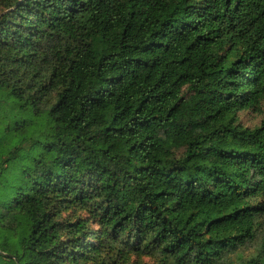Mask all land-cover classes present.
Wrapping results in <instances>:
<instances>
[{
	"label": "trees",
	"instance_id": "16d2710c",
	"mask_svg": "<svg viewBox=\"0 0 264 264\" xmlns=\"http://www.w3.org/2000/svg\"><path fill=\"white\" fill-rule=\"evenodd\" d=\"M10 1L0 264H264V0Z\"/></svg>",
	"mask_w": 264,
	"mask_h": 264
},
{
	"label": "rangeland",
	"instance_id": "374dc122",
	"mask_svg": "<svg viewBox=\"0 0 264 264\" xmlns=\"http://www.w3.org/2000/svg\"><path fill=\"white\" fill-rule=\"evenodd\" d=\"M10 0H0V15L6 13L9 8ZM264 118V113H258L252 110H244L238 113V119L241 123H243L246 126L252 127L257 124H260L262 119ZM79 214H84L83 212H79ZM64 218H69L72 216V211L64 212L63 214ZM6 223H10L9 220L5 221ZM95 228H97L95 226ZM264 245V217L261 219V225L259 227L257 237L255 240L247 243L245 246L240 247L237 251L229 253L226 255V257L236 263L250 259L253 256H256L259 254V252L262 250ZM154 259L148 256H145L142 258L141 263L146 264H153ZM121 264V263H117Z\"/></svg>",
	"mask_w": 264,
	"mask_h": 264
}]
</instances>
